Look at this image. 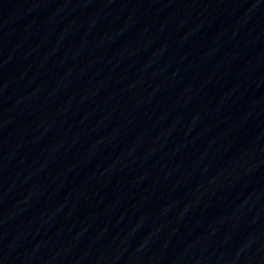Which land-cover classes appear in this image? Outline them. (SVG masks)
<instances>
[{
	"label": "water",
	"instance_id": "1",
	"mask_svg": "<svg viewBox=\"0 0 264 264\" xmlns=\"http://www.w3.org/2000/svg\"><path fill=\"white\" fill-rule=\"evenodd\" d=\"M0 264H264V0H0Z\"/></svg>",
	"mask_w": 264,
	"mask_h": 264
}]
</instances>
